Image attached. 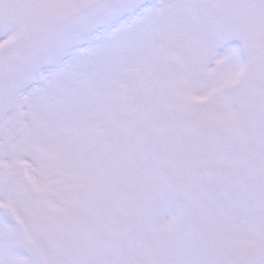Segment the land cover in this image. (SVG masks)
Wrapping results in <instances>:
<instances>
[{"label": "snow or ice", "instance_id": "snow-or-ice-1", "mask_svg": "<svg viewBox=\"0 0 264 264\" xmlns=\"http://www.w3.org/2000/svg\"><path fill=\"white\" fill-rule=\"evenodd\" d=\"M0 264H264V0H0Z\"/></svg>", "mask_w": 264, "mask_h": 264}]
</instances>
